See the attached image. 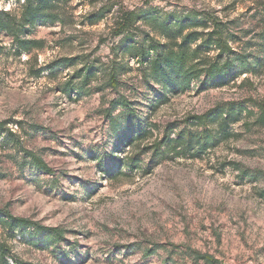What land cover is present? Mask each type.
<instances>
[{
  "label": "rangeland",
  "instance_id": "rangeland-1",
  "mask_svg": "<svg viewBox=\"0 0 264 264\" xmlns=\"http://www.w3.org/2000/svg\"><path fill=\"white\" fill-rule=\"evenodd\" d=\"M24 1L0 0V14L18 13ZM263 5V0H71L73 24L38 26L29 38L42 45L29 53H18L10 36L0 32V122L53 171L33 168L17 152L19 143L1 135L0 210L66 231L58 250H44L29 232L14 237L0 226L9 264L12 255L20 264H205L193 261L192 251L213 256L217 264H264V126L256 122V104L264 100V49H250L263 61L236 84L194 87L153 110V94L140 84L133 61L120 93L97 92L100 81H93L91 92L69 97L62 88L77 83L71 80L75 69L50 71L63 58L107 62L120 40L111 29L122 10L214 12L237 20L252 32L244 41L253 37L259 44ZM99 13L104 19L92 24ZM244 78L249 81L242 83ZM130 94L154 128L149 139L123 147L104 112ZM226 104L250 115L238 113L216 145L201 149L186 143L160 160L148 149L170 131L172 139L186 127L201 133L204 128L193 127L189 116ZM150 249L157 250L153 256L146 255Z\"/></svg>",
  "mask_w": 264,
  "mask_h": 264
},
{
  "label": "trees",
  "instance_id": "trees-1",
  "mask_svg": "<svg viewBox=\"0 0 264 264\" xmlns=\"http://www.w3.org/2000/svg\"><path fill=\"white\" fill-rule=\"evenodd\" d=\"M70 1L25 0L18 13L0 14V32L10 36L18 53H29L42 45V41L29 38L38 26L60 24L66 27L73 24V17L68 14ZM103 19L104 15L99 13L92 16L90 21L96 24ZM111 30L112 37L120 40L111 48V58L107 62L77 56L63 58L52 64L51 73L75 69L71 80H76L77 83L71 85L69 81L62 88L67 96L91 92L88 89L93 81H100L95 89L97 92L108 89L113 93H120L127 87L125 78L133 72V61L140 73V84L153 94L150 102L153 110L167 103L170 97L184 94L194 87L212 89L236 84L239 79L252 72L258 62L263 61L262 57L255 56L250 49L254 45L264 49V33L259 44L251 40L253 37L245 42L244 39L252 34L250 30L242 29L237 20H224L214 12H165L153 8L122 10L115 18ZM248 81L244 78L242 83ZM129 90L131 93V89ZM133 99L131 94L120 96L104 112L112 128H117L118 145L123 147H132L153 134L150 128H154V125L142 118L136 110L137 102ZM256 107V122L264 126V100L259 101ZM120 109L121 113L114 116ZM243 111L246 110L237 104H226L202 115L189 116L188 123L198 129L204 128L201 133L186 127L178 137L172 139L170 131L148 149L158 160L186 143L196 142L199 148L206 149L223 139L226 127L236 121L238 113ZM246 114L250 115L247 111ZM3 134H6L3 140L12 138L13 143L18 142L14 140L17 134L7 127V122H0V137ZM16 149L18 153H23L36 170L46 174L53 173L43 158L26 150L22 143ZM135 159L136 157L130 163L133 167L138 164ZM238 170L246 176L250 175L248 170H243L240 166ZM0 226L3 233L8 231L14 237L29 232L32 240L44 250H58L66 240L65 230L16 217L8 210H0ZM3 233L0 234V264H9L10 247L2 239ZM156 251L147 250L146 255L153 256ZM59 254L64 255L65 252ZM192 259L196 263L203 261L205 264H217L213 256L199 251H192ZM11 261L13 264H20L13 255Z\"/></svg>",
  "mask_w": 264,
  "mask_h": 264
}]
</instances>
